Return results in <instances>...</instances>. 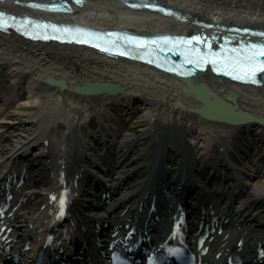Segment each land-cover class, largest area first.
<instances>
[{
	"label": "bare ground",
	"instance_id": "obj_1",
	"mask_svg": "<svg viewBox=\"0 0 264 264\" xmlns=\"http://www.w3.org/2000/svg\"><path fill=\"white\" fill-rule=\"evenodd\" d=\"M32 1L53 0H0L4 24L31 31L0 27V76L10 82L4 92L12 91L0 104V124L19 123L21 130L0 141L3 151L15 143L0 159V264H32L44 244L57 259L106 264L116 244L135 245L140 258L137 253L172 246L176 237L214 264H230L236 255L264 264V84L236 82L210 68L183 79L89 46L34 40L29 35L40 32L26 19L147 35L231 31L235 38L243 31L231 26L264 31V0H149L156 10L144 0H56L70 2L64 8L72 10L61 12ZM116 85L118 93L89 92ZM122 107L133 121L120 135L112 114ZM99 147L108 150L101 154ZM29 150L49 164L29 165ZM210 172L213 181L216 174L229 181L213 206L194 178ZM32 174L42 189L20 193L32 186L23 181ZM93 182L90 194L99 193L100 203L82 200L84 185Z\"/></svg>",
	"mask_w": 264,
	"mask_h": 264
},
{
	"label": "rangeland",
	"instance_id": "obj_2",
	"mask_svg": "<svg viewBox=\"0 0 264 264\" xmlns=\"http://www.w3.org/2000/svg\"><path fill=\"white\" fill-rule=\"evenodd\" d=\"M6 77V76H5ZM10 82H6L2 79V76H0V104H3L6 103L7 101L5 100L7 97L11 96L12 94V91H10V89L6 92H4L3 90V84L5 85H8ZM24 90H20L19 92H23ZM26 91V90H25ZM26 99H28V91H26ZM23 101H19L18 103H21ZM137 107H141V104H136ZM116 110V113L114 112L113 117L114 119L116 120L118 126H119V129H120V132L119 134L122 135L123 133H126L128 131H131V130H128L130 128V126L132 125V119H127L128 116H131V115H127V111H128V108L127 109H124V107H122L121 109H115ZM131 113H132V109H130ZM140 114H142V112H138L135 116L137 118V116H139ZM17 116V115H16ZM15 116V117H16ZM19 116V115H18ZM14 117V119L11 118V120H17L16 118ZM27 118V115H24L23 116V119ZM97 117L93 114L91 116V120H90V124L93 126V127H96V125L98 124L97 122ZM27 122V121H26ZM33 123V122H31ZM19 123H3V124H0V141H3L6 137L9 138V136H15V133H17L18 131H21L19 128H17L16 126H18ZM127 129V130H126ZM133 130V129H132ZM24 133H27V131H24ZM130 133V132H129ZM4 142H7V138L4 140ZM15 143L11 144L10 146H14ZM11 147V148H7L5 149L4 151L3 150H0V159L2 158H5L6 157V154H9L15 147ZM37 150V149H36ZM105 150H108L107 148L105 149V147H99L98 148V152L103 154ZM255 151H257L256 149H253ZM30 151V154H27V157H30L31 159V163L30 164H34V165H37V164H40V165H46V164H49V160H47L46 157L44 158H40L38 157L37 155H35L32 150H29ZM35 151V150H34ZM260 152V151H259ZM258 152V153H259ZM170 155H173L175 156L176 153L174 152H171L170 151ZM99 156H102V155H99ZM108 159L110 161H114L115 157L113 155V151L110 149L108 155H107ZM25 160V158H24ZM25 164L28 163V161H24ZM23 162V163H24ZM213 172V171H212ZM211 172L210 174L208 175H205L203 174L202 176L200 175L199 178H198V175H195L194 178L198 181L197 182V185L199 187V190L201 192H204L207 194V197L209 198L210 202H211V205H215L218 203L219 200H221V190L223 188V186L228 183L229 181H227V178L224 177L222 178L221 176L219 175H215L216 177L214 178L215 181H213V179L211 180ZM221 177V178H220ZM16 178L18 179V176H16L14 178V183L13 185L16 184L17 180ZM23 178V177H22ZM21 178V180H22ZM264 178V176L262 177ZM87 180V179H86ZM23 181L25 182V184H28L32 183V186L31 184H28L27 188L26 187H22V188H19L20 189V193H26L27 190H41L42 187L39 185V184H36L34 185L35 183V180H34V175L32 174V176H26V179L23 178ZM219 181V182H218ZM19 183V182H18ZM91 184H85L84 185V189H85V192H84V195L82 197V200L85 199L86 197H89V198H92V199H95L94 201L97 202V203H100V199H99V193L97 194V197L96 196H93L91 191H93V187H94V182L93 184L90 186ZM18 187L19 184H18ZM220 198V199H219ZM85 203H87V201H84ZM111 202V201H110ZM26 204H23V202H18L16 204V208L19 209V211L22 213V212H26L27 211V208H23ZM264 207V203H262V205H260L259 209H263ZM44 204L41 203V204H37L36 206L33 207V209L35 211H41L43 208H44ZM251 210H255L254 208H252Z\"/></svg>",
	"mask_w": 264,
	"mask_h": 264
},
{
	"label": "snow or ice",
	"instance_id": "obj_3",
	"mask_svg": "<svg viewBox=\"0 0 264 264\" xmlns=\"http://www.w3.org/2000/svg\"><path fill=\"white\" fill-rule=\"evenodd\" d=\"M3 15V13H0V27L5 26L2 19ZM194 39L199 40L201 38L195 37ZM241 48L243 51L240 52L238 57H229L228 59L232 61L233 66L241 67L245 71V75L238 78L255 79L257 72H264V44L241 45ZM217 70L221 69L218 68Z\"/></svg>",
	"mask_w": 264,
	"mask_h": 264
},
{
	"label": "water",
	"instance_id": "obj_4",
	"mask_svg": "<svg viewBox=\"0 0 264 264\" xmlns=\"http://www.w3.org/2000/svg\"><path fill=\"white\" fill-rule=\"evenodd\" d=\"M92 91H106V92H111V93H118V92H120V89L116 85L114 87H103V88L93 87V90H90L89 92H92ZM216 111H218V110H216Z\"/></svg>",
	"mask_w": 264,
	"mask_h": 264
}]
</instances>
